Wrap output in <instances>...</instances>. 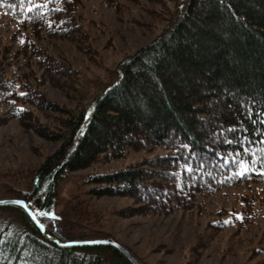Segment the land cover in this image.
I'll return each mask as SVG.
<instances>
[{
	"label": "trees",
	"instance_id": "1",
	"mask_svg": "<svg viewBox=\"0 0 264 264\" xmlns=\"http://www.w3.org/2000/svg\"><path fill=\"white\" fill-rule=\"evenodd\" d=\"M78 1L0 0V13L16 23L17 41L39 35L73 41L82 27ZM103 1L113 6L119 0ZM38 62L48 76L71 73L70 66ZM119 66L116 81L97 100L64 114L69 117L61 127L66 131L61 145L34 172L31 194L23 200L50 235L73 240L48 227L41 215L56 205L62 181L99 158L113 161L130 149L166 153L149 159V169L130 166L89 178L98 186L91 194L131 197L152 213L166 214L196 209L199 196L223 189L264 188V0H188L165 32ZM33 82H0L9 120H39L32 107L65 112L50 105ZM241 162L249 168L243 176L237 174ZM259 192L251 189V197L243 196L242 207L252 210L248 218L259 211L255 204L264 203V189ZM8 207L21 213L29 232L0 233V264H130L110 246L59 247L23 210ZM238 216L231 213L211 227L240 228L244 219Z\"/></svg>",
	"mask_w": 264,
	"mask_h": 264
},
{
	"label": "rangeland",
	"instance_id": "2",
	"mask_svg": "<svg viewBox=\"0 0 264 264\" xmlns=\"http://www.w3.org/2000/svg\"><path fill=\"white\" fill-rule=\"evenodd\" d=\"M187 3L119 0L112 6L103 0H79L82 27L73 41L40 35L33 41H17L16 23L0 13V82L34 80L45 100L65 111L32 107L39 120L19 122L7 118L5 103L0 101V201H25L33 188L34 172L65 137L61 127L69 115L64 114L83 111L97 100L116 81L121 62L165 32L183 14ZM39 58L70 66L71 73L48 76ZM217 99L221 101L222 95ZM165 153L161 148L130 149L121 158H99L90 168L70 174L58 187L56 205L47 212L58 219L45 216L46 224L62 234L69 233L72 241L111 239L142 264H260L264 259V203L255 204L259 211L248 218L252 210L242 207V202L243 196H252L251 189L263 192V187L223 189L199 196L196 209L166 214L152 213L131 197L91 194L98 186L89 184V178L130 166L149 169L148 160ZM231 213L242 215L244 226L211 227V222L226 220ZM1 232L15 235L29 231L17 209L1 206ZM257 248L263 252L255 253Z\"/></svg>",
	"mask_w": 264,
	"mask_h": 264
},
{
	"label": "water",
	"instance_id": "3",
	"mask_svg": "<svg viewBox=\"0 0 264 264\" xmlns=\"http://www.w3.org/2000/svg\"><path fill=\"white\" fill-rule=\"evenodd\" d=\"M17 201H21L22 203H17ZM1 206H16L25 211V213L31 219L33 225L36 229L43 235L46 239H48L51 243L59 246V247H97V246H110L116 249L120 254H122L130 264H142L138 259H136L127 249L122 247L117 242L111 239H100V240H89V241H63L54 235H50L46 229V226L41 222V220L35 215V213L28 207L27 203L22 200L15 199H7L0 201ZM33 214L35 215V219H33ZM39 222V223H38ZM40 224L43 225V230L40 227Z\"/></svg>",
	"mask_w": 264,
	"mask_h": 264
},
{
	"label": "snow or ice",
	"instance_id": "4",
	"mask_svg": "<svg viewBox=\"0 0 264 264\" xmlns=\"http://www.w3.org/2000/svg\"><path fill=\"white\" fill-rule=\"evenodd\" d=\"M21 95H24L23 93H21ZM22 110V109H21ZM249 171V168L247 167V166H245L244 164H243V162H241V171H239L237 174L238 175H241V176H243V175H245L247 172ZM17 203H22L21 201H17ZM41 215H44V216H47V217H50V218H52V219H58L57 217H55V214L54 213H41ZM36 217H35V215L33 214V219H35ZM238 218H242V217H239L238 216ZM228 221H225V223H227ZM39 223V222H38ZM40 227H41V229L43 230V225L42 224H40Z\"/></svg>",
	"mask_w": 264,
	"mask_h": 264
}]
</instances>
